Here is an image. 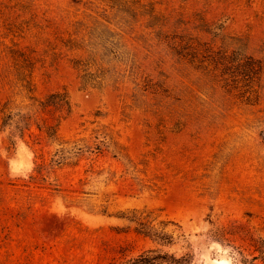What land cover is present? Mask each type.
Masks as SVG:
<instances>
[{"label":"rangeland","instance_id":"374dc122","mask_svg":"<svg viewBox=\"0 0 264 264\" xmlns=\"http://www.w3.org/2000/svg\"><path fill=\"white\" fill-rule=\"evenodd\" d=\"M0 264H264V0H0Z\"/></svg>","mask_w":264,"mask_h":264},{"label":"trees","instance_id":"16d2710c","mask_svg":"<svg viewBox=\"0 0 264 264\" xmlns=\"http://www.w3.org/2000/svg\"><path fill=\"white\" fill-rule=\"evenodd\" d=\"M161 239H163V237H161Z\"/></svg>","mask_w":264,"mask_h":264}]
</instances>
